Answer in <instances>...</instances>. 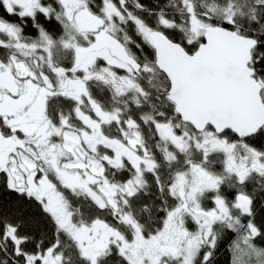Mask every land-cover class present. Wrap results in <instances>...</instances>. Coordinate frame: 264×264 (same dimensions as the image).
Listing matches in <instances>:
<instances>
[{
	"label": "snow or ice",
	"instance_id": "6c2138e0",
	"mask_svg": "<svg viewBox=\"0 0 264 264\" xmlns=\"http://www.w3.org/2000/svg\"><path fill=\"white\" fill-rule=\"evenodd\" d=\"M0 191V264H264V0H0Z\"/></svg>",
	"mask_w": 264,
	"mask_h": 264
},
{
	"label": "trees",
	"instance_id": "16d2710c",
	"mask_svg": "<svg viewBox=\"0 0 264 264\" xmlns=\"http://www.w3.org/2000/svg\"><path fill=\"white\" fill-rule=\"evenodd\" d=\"M145 4L152 5L155 0H143ZM50 28L54 30L55 26L51 25ZM7 194L4 193L3 191H0V200H3ZM259 220H264V217H259ZM41 227L43 228L44 225L41 224ZM234 234L229 235V240L234 239ZM227 242L225 243V246H222L219 252V255L217 257V264H229L230 261V253L227 250L226 247ZM261 246H264V242H260Z\"/></svg>",
	"mask_w": 264,
	"mask_h": 264
}]
</instances>
